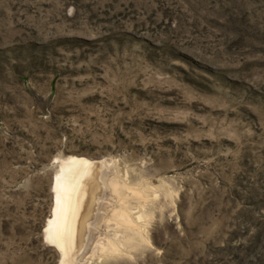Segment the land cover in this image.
<instances>
[{"label":"rangeland","instance_id":"374dc122","mask_svg":"<svg viewBox=\"0 0 264 264\" xmlns=\"http://www.w3.org/2000/svg\"><path fill=\"white\" fill-rule=\"evenodd\" d=\"M69 157L119 190L69 264H264V0H0V264H62Z\"/></svg>","mask_w":264,"mask_h":264},{"label":"bare ground","instance_id":"6f19581e","mask_svg":"<svg viewBox=\"0 0 264 264\" xmlns=\"http://www.w3.org/2000/svg\"><path fill=\"white\" fill-rule=\"evenodd\" d=\"M104 167L103 164L97 161H90L81 157H69L63 162L59 173L53 181L55 203L52 216L45 230V240L59 251L60 263L62 264H69L72 261L86 235L84 226L87 214L91 213V211L93 213L95 199L98 198L96 197L97 192H95L94 186H98L97 191L101 187H107L111 188L115 194L119 192L117 181L106 183L105 176L99 175L101 173L100 168L104 169ZM114 211L113 216L116 221L131 230L134 220L132 215L127 212L128 210L122 207ZM117 250L115 242H110L107 246L99 248V252L112 253Z\"/></svg>","mask_w":264,"mask_h":264}]
</instances>
